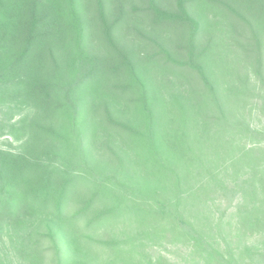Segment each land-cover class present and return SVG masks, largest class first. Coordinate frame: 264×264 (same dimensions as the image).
I'll list each match as a JSON object with an SVG mask.
<instances>
[{
  "label": "trees",
  "instance_id": "1",
  "mask_svg": "<svg viewBox=\"0 0 264 264\" xmlns=\"http://www.w3.org/2000/svg\"><path fill=\"white\" fill-rule=\"evenodd\" d=\"M103 1L88 0V21L76 0H0V134L20 141L0 148V230L29 211L54 248L67 235L71 249L108 253L112 237L95 236L123 210L140 239L188 235L228 195L241 228L264 234V81L249 52L261 36L239 31H264V0H244L245 17L239 0ZM208 11L229 44L199 38ZM230 49L250 54L248 72ZM245 251L244 264H264Z\"/></svg>",
  "mask_w": 264,
  "mask_h": 264
},
{
  "label": "rangeland",
  "instance_id": "2",
  "mask_svg": "<svg viewBox=\"0 0 264 264\" xmlns=\"http://www.w3.org/2000/svg\"><path fill=\"white\" fill-rule=\"evenodd\" d=\"M153 1L159 4L163 0ZM87 2L88 0H76V5L80 10L88 8L86 9L88 13L86 12L85 16L89 21L96 16L97 8L88 7ZM125 2L128 3L127 0ZM243 2L244 0H239L236 3L238 12L239 14L242 12V17L249 16ZM103 3L107 11H114L115 0H104ZM131 3L129 5L133 8L142 6L139 1ZM212 13L210 11L204 13L207 16V22L206 25L203 23L202 29L198 33L199 38L204 39L205 35L212 37L215 43L217 42V47L222 43L229 44V34L223 20L218 19V12ZM202 15L203 13H201ZM193 16L197 17V14ZM214 24V28L209 27ZM130 27L133 26L124 25L126 29ZM134 27L139 29L138 31L142 35L151 36L155 40L159 38L147 27H141V25ZM256 27L259 28L257 25ZM239 31L243 39L253 40L261 36L259 48L257 42L252 41L254 45L249 48V52L253 53L255 58L259 53L262 61V78L255 76L253 69L249 75L252 76V81H255V77L264 81V31L262 28L257 30L252 27L250 29L243 22L239 25ZM164 37L167 36L164 35ZM257 39L259 40V38ZM120 44L123 45V42ZM219 49L226 50L224 47ZM228 54L236 58V64L241 68L240 71L248 72L246 68L250 67L248 62L250 54L235 49H230ZM7 132L8 129L2 135L0 134V148L16 151L20 141L14 140ZM226 198L221 204L212 206V208L206 207L205 213L208 214L205 216L208 225L204 232H192L191 230L188 235L183 231L179 236L171 234L169 237H160L151 229L150 238L140 239L141 237H137L136 233L140 229L139 224L142 223L138 222L135 216H129L130 214L128 215V212L123 210L117 223L112 224L107 231L98 232V235L95 236L102 242L106 240L107 236L112 237L115 251L108 250V253L105 248L99 247L97 249L93 247L92 254L83 248L71 249L68 246L69 237L67 235L64 240L60 238L59 247L54 248L53 244L44 236L47 229L42 224L46 219L40 218L39 214L35 212L36 215H33L26 211L18 219L21 221L24 217L26 218L21 222L20 227H7L4 222L3 229L0 230V264H215L217 261L222 264H244L242 258L248 263L244 257L247 253L245 249L252 248L254 251L263 252L264 234H253L248 229H242L239 225L241 218L237 213V197L227 195ZM177 225H179L178 228L188 227L183 222H179ZM63 234L66 233L63 232ZM72 234L77 241L80 240L76 232L72 231ZM257 264H263L262 260L260 259Z\"/></svg>",
  "mask_w": 264,
  "mask_h": 264
}]
</instances>
